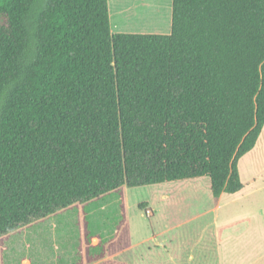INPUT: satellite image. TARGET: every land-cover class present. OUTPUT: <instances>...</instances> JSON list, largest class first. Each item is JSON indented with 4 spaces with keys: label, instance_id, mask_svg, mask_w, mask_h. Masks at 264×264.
Instances as JSON below:
<instances>
[{
    "label": "trees",
    "instance_id": "16d2710c",
    "mask_svg": "<svg viewBox=\"0 0 264 264\" xmlns=\"http://www.w3.org/2000/svg\"><path fill=\"white\" fill-rule=\"evenodd\" d=\"M263 129L264 0H173L170 35L0 0V239L124 187L209 178L216 203Z\"/></svg>",
    "mask_w": 264,
    "mask_h": 264
},
{
    "label": "rangeland",
    "instance_id": "374dc122",
    "mask_svg": "<svg viewBox=\"0 0 264 264\" xmlns=\"http://www.w3.org/2000/svg\"><path fill=\"white\" fill-rule=\"evenodd\" d=\"M238 166L244 189L236 195L225 194L220 211H213L209 178H203L198 183L191 182L190 186L181 187L179 184L169 183L172 189L162 187L163 189L160 190L151 186L124 187L131 224L141 232L140 236L136 235L134 240L149 237L153 230L152 224L164 230L168 219L173 218L177 220L178 227L172 234L177 236L180 247L185 251L187 249L193 251L194 263L264 264V129L255 149L244 156ZM205 184H208L209 188L206 189ZM184 187L197 189V199L200 200L194 201L193 196L188 198L186 191L189 189ZM164 192L170 194L169 200L160 198L161 193ZM120 195L123 196V189L94 200L85 207L78 206L79 204L72 206V208L76 207L74 210L77 212L83 206L82 209H88L85 212L87 218L91 217L84 218L83 223L80 221L84 229L80 231V235L87 234L89 230L92 231L95 228L100 230L101 236L110 238L115 228L120 226L118 215L121 214L118 204L123 203V200L118 204L111 201L118 199ZM147 201L155 209V217L148 203L143 210L139 209V205ZM100 205L104 206L102 210L98 208ZM69 211L68 209L60 212L54 215L55 217H48V220L46 218L1 238L0 264L42 263V254L44 251L49 252L51 249L49 243H52L46 238L49 233L46 226L57 221L59 225L57 234L65 235L69 232L70 226L73 227L72 223L75 220L67 215ZM217 218L218 226L214 224ZM198 232L204 234L202 241L197 239ZM57 242L60 245L63 244L61 239H57ZM153 245L151 241L146 244V247L151 248ZM101 250L104 249L99 247L96 252ZM135 251H141V249L136 248ZM184 253L183 261L187 262Z\"/></svg>",
    "mask_w": 264,
    "mask_h": 264
},
{
    "label": "crops",
    "instance_id": "0c3cea01",
    "mask_svg": "<svg viewBox=\"0 0 264 264\" xmlns=\"http://www.w3.org/2000/svg\"><path fill=\"white\" fill-rule=\"evenodd\" d=\"M108 4L110 25L114 34H171L173 0H108ZM201 179L203 178L173 183L179 184L181 187L190 186L191 182L198 183ZM171 184H157L151 187L160 190L163 189L162 187H169V189H172ZM205 187L207 189L208 184H205ZM184 188L187 190L189 189L186 191V196L188 198L193 196L195 201L197 199L198 190L190 187ZM122 189L124 197L120 195L118 199L111 201L118 204L119 201L123 200V203L119 202L118 204V210L121 214L118 215V217H120V226L115 228L110 238H104V236H101L100 230L95 228L92 231L89 230L87 234L82 233L80 235V231L82 232L84 230L83 227H81L80 221L82 222L84 218H87L85 212L88 209H82V206L77 212L74 210L76 207H70L68 208L70 211L67 215L72 216V220H75L72 223L73 227L71 228L70 226L69 232H66L65 235L63 233L57 234L59 229L57 221H53L51 225L46 226L49 233L47 234V231L44 233L47 234L46 238L49 241L51 240L52 243H49L51 247L49 252H43L42 263L40 264H207L194 263L193 261L195 258L193 251L190 249L185 251L179 246L177 236H173L172 234L178 227L176 223L177 220L173 218L168 219V224H166L167 227H165L164 230L152 224V234L149 237L145 236L135 241L136 235L140 236L141 232L137 231L133 224H131V218L127 212V194L124 188ZM225 194L227 193H223L216 203L212 195L213 211L221 210V202ZM170 197V194L165 192L161 193L160 196L163 200H169ZM197 200L200 199L198 198ZM147 203L149 207L153 209L155 217V209L149 201L142 204H145L146 207ZM86 205H84V207ZM98 208L102 210L104 206L100 205ZM214 224L218 226V218L214 221ZM44 233L42 235L45 237ZM196 236L198 241L204 239V234H201V232L196 233ZM57 239H61L63 244L60 245ZM151 241H153L154 245L151 248L146 247V244ZM99 247L104 250L96 252ZM136 248L141 249V251H135ZM183 253L187 257V262L183 261Z\"/></svg>",
    "mask_w": 264,
    "mask_h": 264
}]
</instances>
